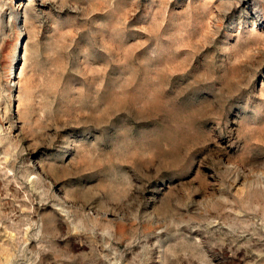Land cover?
I'll return each instance as SVG.
<instances>
[{
  "label": "rangeland",
  "instance_id": "obj_1",
  "mask_svg": "<svg viewBox=\"0 0 264 264\" xmlns=\"http://www.w3.org/2000/svg\"><path fill=\"white\" fill-rule=\"evenodd\" d=\"M0 264H264V0H0Z\"/></svg>",
  "mask_w": 264,
  "mask_h": 264
}]
</instances>
